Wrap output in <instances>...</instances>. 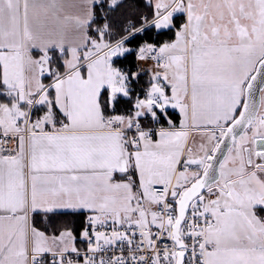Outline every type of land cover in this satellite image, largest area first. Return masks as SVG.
Wrapping results in <instances>:
<instances>
[{
  "label": "snow or ice",
  "instance_id": "snow-or-ice-1",
  "mask_svg": "<svg viewBox=\"0 0 264 264\" xmlns=\"http://www.w3.org/2000/svg\"><path fill=\"white\" fill-rule=\"evenodd\" d=\"M0 264H264V0H0Z\"/></svg>",
  "mask_w": 264,
  "mask_h": 264
},
{
  "label": "trees",
  "instance_id": "trees-1",
  "mask_svg": "<svg viewBox=\"0 0 264 264\" xmlns=\"http://www.w3.org/2000/svg\"><path fill=\"white\" fill-rule=\"evenodd\" d=\"M62 219L67 220V222H69L70 224L72 223H77L78 224V217H73L71 215L67 216V217H63Z\"/></svg>",
  "mask_w": 264,
  "mask_h": 264
}]
</instances>
